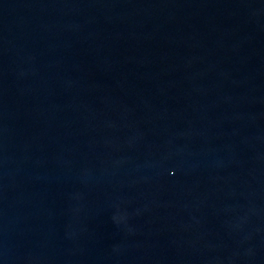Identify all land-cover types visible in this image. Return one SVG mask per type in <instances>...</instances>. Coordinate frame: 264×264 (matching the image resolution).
<instances>
[{
    "label": "water",
    "instance_id": "obj_1",
    "mask_svg": "<svg viewBox=\"0 0 264 264\" xmlns=\"http://www.w3.org/2000/svg\"><path fill=\"white\" fill-rule=\"evenodd\" d=\"M0 264H264V0H0Z\"/></svg>",
    "mask_w": 264,
    "mask_h": 264
}]
</instances>
